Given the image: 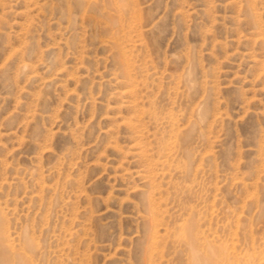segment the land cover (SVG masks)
Listing matches in <instances>:
<instances>
[{"label": "rangeland", "instance_id": "obj_1", "mask_svg": "<svg viewBox=\"0 0 264 264\" xmlns=\"http://www.w3.org/2000/svg\"><path fill=\"white\" fill-rule=\"evenodd\" d=\"M194 252L264 264V0H0V264Z\"/></svg>", "mask_w": 264, "mask_h": 264}, {"label": "bare ground", "instance_id": "obj_2", "mask_svg": "<svg viewBox=\"0 0 264 264\" xmlns=\"http://www.w3.org/2000/svg\"><path fill=\"white\" fill-rule=\"evenodd\" d=\"M210 253L214 254V252L212 250H210ZM193 255L195 257L196 263L198 264V262L201 260L200 254L198 252H194ZM211 258H212V256H211ZM32 261L33 260H30L28 258L20 257L18 261L7 260L3 264H30V263H32Z\"/></svg>", "mask_w": 264, "mask_h": 264}]
</instances>
